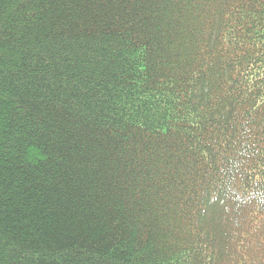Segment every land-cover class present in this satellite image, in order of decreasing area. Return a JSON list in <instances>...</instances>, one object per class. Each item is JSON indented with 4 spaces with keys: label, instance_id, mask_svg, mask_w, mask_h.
I'll list each match as a JSON object with an SVG mask.
<instances>
[{
    "label": "trees",
    "instance_id": "obj_1",
    "mask_svg": "<svg viewBox=\"0 0 264 264\" xmlns=\"http://www.w3.org/2000/svg\"><path fill=\"white\" fill-rule=\"evenodd\" d=\"M0 264H264V0H0Z\"/></svg>",
    "mask_w": 264,
    "mask_h": 264
}]
</instances>
